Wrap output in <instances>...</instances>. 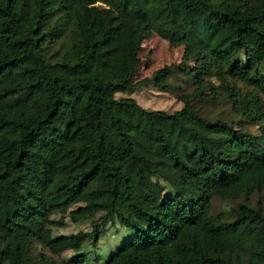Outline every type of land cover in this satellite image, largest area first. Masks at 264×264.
<instances>
[{"label": "trees", "instance_id": "obj_1", "mask_svg": "<svg viewBox=\"0 0 264 264\" xmlns=\"http://www.w3.org/2000/svg\"><path fill=\"white\" fill-rule=\"evenodd\" d=\"M154 36L181 62L135 82ZM108 225L102 264H264V0H0V264H88Z\"/></svg>", "mask_w": 264, "mask_h": 264}, {"label": "rangeland", "instance_id": "obj_2", "mask_svg": "<svg viewBox=\"0 0 264 264\" xmlns=\"http://www.w3.org/2000/svg\"><path fill=\"white\" fill-rule=\"evenodd\" d=\"M183 52V47H172L167 41L161 39L158 36H154L145 41L143 50L140 53L142 63L135 82H141L145 79L151 78L154 72L161 70L166 66L179 64L181 62ZM178 87H183L185 90L182 92L179 90H174V92H162L150 86L136 89L130 94L119 95V97L131 96L146 109L173 112L179 110L182 107L180 98L182 95L187 94L190 91L188 88H186V84L183 82H179ZM228 110L229 109L227 106H219L214 103V106L212 107H208L207 105L205 113H209L211 111V116L213 117L227 114L228 119H231V115L229 114ZM258 129V126H253L244 130L249 131L255 136L258 134ZM230 207V203L223 202L220 199H217L214 202L215 212L228 210ZM81 232H90V226L88 223L74 224L69 222L67 227L58 230V234H62L64 236H73ZM124 233V229H121L120 227L115 228L112 225H108L105 236L101 239L97 248L91 246L90 242L85 246V252L89 257L88 264H102L104 258L109 255L111 249L115 248L123 236H125ZM71 255L72 252L66 253L64 255V259L70 258Z\"/></svg>", "mask_w": 264, "mask_h": 264}]
</instances>
